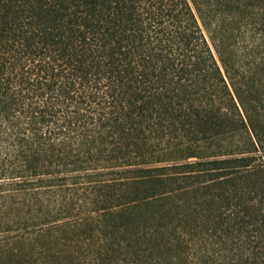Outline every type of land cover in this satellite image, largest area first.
I'll return each instance as SVG.
<instances>
[{
	"label": "trees",
	"instance_id": "16d2710c",
	"mask_svg": "<svg viewBox=\"0 0 264 264\" xmlns=\"http://www.w3.org/2000/svg\"><path fill=\"white\" fill-rule=\"evenodd\" d=\"M0 264H264V0H0Z\"/></svg>",
	"mask_w": 264,
	"mask_h": 264
}]
</instances>
